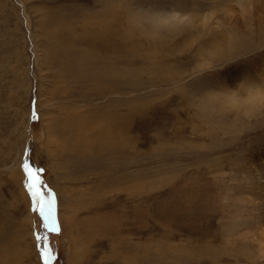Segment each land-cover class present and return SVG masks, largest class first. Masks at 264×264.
<instances>
[{
  "label": "rangeland",
  "instance_id": "obj_1",
  "mask_svg": "<svg viewBox=\"0 0 264 264\" xmlns=\"http://www.w3.org/2000/svg\"><path fill=\"white\" fill-rule=\"evenodd\" d=\"M45 240L49 264H264V0H0V264Z\"/></svg>",
  "mask_w": 264,
  "mask_h": 264
},
{
  "label": "snow or ice",
  "instance_id": "obj_2",
  "mask_svg": "<svg viewBox=\"0 0 264 264\" xmlns=\"http://www.w3.org/2000/svg\"><path fill=\"white\" fill-rule=\"evenodd\" d=\"M33 118H36L35 114H33ZM22 167L27 174L25 186L32 197L34 210L39 211L45 229L52 232H59L60 229L55 216V198L51 189H47V192L44 191L47 186L40 175L43 169L33 167L27 159L23 161ZM41 239L44 238L41 237ZM39 255L44 260V264H49V261L53 258L52 250L48 247L46 240Z\"/></svg>",
  "mask_w": 264,
  "mask_h": 264
},
{
  "label": "bare ground",
  "instance_id": "obj_3",
  "mask_svg": "<svg viewBox=\"0 0 264 264\" xmlns=\"http://www.w3.org/2000/svg\"><path fill=\"white\" fill-rule=\"evenodd\" d=\"M77 129V128H76Z\"/></svg>",
  "mask_w": 264,
  "mask_h": 264
}]
</instances>
